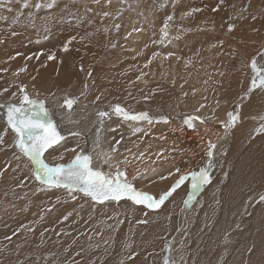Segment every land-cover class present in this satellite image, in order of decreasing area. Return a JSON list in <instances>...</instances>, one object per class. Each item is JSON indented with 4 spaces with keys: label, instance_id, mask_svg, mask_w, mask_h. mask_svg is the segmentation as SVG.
Segmentation results:
<instances>
[{
    "label": "rangeland",
    "instance_id": "rangeland-1",
    "mask_svg": "<svg viewBox=\"0 0 264 264\" xmlns=\"http://www.w3.org/2000/svg\"><path fill=\"white\" fill-rule=\"evenodd\" d=\"M254 2L257 11L260 14H264V0H254ZM25 3H27V7L23 6ZM37 3L41 4L39 9L35 7ZM49 3H52V0H0V69L4 59L7 61V58H9V61L4 63L3 66L9 65L12 61V58L15 59L16 55L21 56L22 60L26 59V56H43V53L46 52L54 55L55 59H57L56 48L52 43H47V41L43 42V46H45H42L43 48L41 49H37L36 52L35 50H32L31 47H29L28 41L24 42V40L22 41V39H19V37L11 39V37H13V32L16 33L17 30L20 31L21 27L19 26L24 27L22 30L25 33V36H23V39H25L26 36H28L29 31L32 30L31 27H36L33 26L32 21H30L32 18L39 16L38 21H45L46 19L53 17L52 9H57L56 14L59 17H63L62 14L67 11L73 14V21L70 24L71 28H75L76 26L77 28H80L81 25H83V28L81 29L88 28V31H90L91 29L89 24H91V26L94 28V31L96 30L102 39V44L98 51V61H92L91 64L83 70L85 75L82 81L88 84L89 87H93L94 90L91 92H81L77 96L78 99L86 100L87 97L93 94L95 95L94 101L97 102L98 100L96 98L99 96H96V94L103 95L100 89L97 90V86L95 84V73L91 68L93 64L105 65L113 68L114 70L120 69L121 67L127 68L130 74H135L133 70H130L132 65L135 66V68L141 72L144 78L143 81H147L149 83L150 87L147 89L144 87L149 91L148 95H151L153 92L164 91V94H166L173 91L177 98L181 97L186 99L190 92V90L187 89L190 88L193 89L190 99L193 97H199L204 99L203 101H208V103L216 101L222 103L223 105L229 106L234 103L231 102L230 99L232 93L230 92L229 86H240L239 90L234 94L235 99L238 100L243 97H247V99L244 101V103L234 106L228 112L233 113V115L238 113V121L235 122L234 127H227V133L223 137L220 136L215 140L214 144L216 145V148L213 149V156H205L202 161L203 165L209 161L213 165L210 168L207 166L204 168L209 172L210 182L202 184L199 191L195 193V198L191 200L188 205H185L184 201L188 198V193L192 190L191 176L189 175L188 179H186L184 183L176 190L177 207H175L176 210L174 209L172 211V215H174L175 218L171 219L173 228H170V224L165 227L167 228L166 232H164V229L158 231V239L155 241V235H153L150 242H148L149 246L146 244L144 239L138 237L140 240L138 241L137 245V249L139 248L138 250H140V252H144L143 258L138 264H165L166 261H168L169 264H218L217 252L211 248L210 243L206 240H203L200 235H198L197 240L193 241L192 232L196 230L195 227L197 225V229L204 231L208 225L210 226L209 222H214V220L217 221V219L212 215L208 218V215H210L209 211L220 210L224 207V201L220 196L226 189L224 186L232 171L231 160L229 157L232 146L230 145L229 139L232 137L233 133L235 131H243L248 129L246 130V135L248 137L242 134L238 138L239 144L242 147L248 145V143L250 144L255 138L264 134V131H257L258 129H261L262 125H264V119H262V117H264V90L257 88L251 93L248 92L250 87V76L252 75L249 64L252 58L258 52V49L261 47L258 44V46L255 47L258 49L248 48L244 44L246 39L244 40L240 39L239 37H234L227 34L226 32L229 24L233 25L230 17L231 15L249 16L252 8H249L248 5H241V0H222V2L221 0H108L107 5L104 4L106 7L103 8H101L102 6H95V4L99 5L98 3H102L100 0H55V3L51 8L46 7V5ZM61 4L67 7L59 9L58 6ZM171 4L177 5V21L180 20L182 22L179 26L177 25L176 29L178 36V38L176 36L177 45L173 44L171 48L172 52L177 54L175 58H179V63L177 64V81L173 76H169L170 73L175 71L174 69H170L168 67V71L163 69L161 72L160 69L157 70V68L150 62L151 57L157 53L161 40L159 37V28L156 16L161 22V25L162 20L165 18L164 14L171 17L172 15L174 16L171 11H161V8L167 9L166 5L169 6ZM77 6L83 11V13H80V18L76 17L75 15L76 11L74 9L77 8ZM244 6L247 9H245ZM217 7H221V9H218ZM193 9H199V11H193ZM214 9L216 10L214 11ZM204 11L207 12L208 15L205 14ZM105 13H107V15H105ZM185 13L186 15L183 18L179 17ZM190 16L194 18L193 22L189 24L188 21L191 20ZM205 16H209L210 18L207 20L205 19ZM139 17L145 18L147 20L148 28H146L145 31L148 32L149 36L152 38L150 40L152 42V46L149 49H144L143 53L137 52V54L132 55L131 48L133 46V41L131 36L132 34L139 31L135 27V22ZM55 18H57V16H55L53 19ZM263 19L264 18L261 17V25H259L260 27L252 26V31L260 29V33L256 35L258 39L256 41H252V45H255L258 41L264 40V24L262 23ZM131 20L133 21V27L128 31H124L123 24H125V22L128 23ZM62 21L63 18L59 22L52 23L51 25L50 23H46L43 25V27L52 30L54 27H56L57 30H60L58 23L60 24ZM78 23L80 25H78ZM195 24H198L199 29L193 27ZM48 25H50V27ZM188 26L190 27L188 28ZM235 26L239 31L240 22L236 23ZM186 29L189 30L186 31L185 34L184 31ZM196 30L199 32L196 33V38H194V32ZM199 33H201L202 36L198 37ZM198 38L204 40V43L198 40ZM196 39L197 42L194 43ZM220 40L222 41L221 44ZM94 44L98 49V43L94 42ZM192 47H195L194 50L196 54L194 55L190 53V49ZM261 52L262 51H260V53ZM141 54H143V56L138 58ZM78 60L80 61V59ZM260 60L262 62L263 59L258 57L259 63H261ZM10 72H12V75L14 74V70ZM160 72L162 75L159 74ZM52 74L53 71L49 72V75ZM80 83L81 78H71L64 86L59 88L61 91H63L62 96L68 91L71 92V90L79 86ZM21 87L23 86H19L18 89H21ZM5 88L6 90L9 89L8 95H12L14 89L7 87L3 83H0V90ZM24 90L26 89L24 88ZM22 95L23 94L21 93L20 99L22 98ZM145 95L146 94L140 90H136L134 93L131 92L122 94L124 97H129L130 101L132 100L131 105L135 106L138 104V102H141L142 97L145 100ZM251 100L260 103L262 106L260 112L249 114L243 109L244 106ZM119 105L121 106L122 104L119 103ZM105 106L106 105L103 103L99 109L102 110ZM153 108L159 110L157 107L153 106ZM194 108L195 110H184L183 106L178 103H174L172 108L170 105V110L166 108H161L160 110L177 113L182 111L185 112L184 115L188 114L190 116H194L197 115L198 106L196 105ZM93 110H95V108H93L91 111ZM148 111L149 110L147 109V111L145 110L144 112ZM83 112L84 111H82L81 114H83ZM76 113L77 112L72 111L70 115L74 116L73 120L84 121L86 119L85 117H81V115L78 116ZM97 113L98 111L92 112V115ZM228 113L226 117L227 122L229 120ZM55 115L58 119L61 118L59 114ZM202 117L206 118L207 121H210L213 119V112H206ZM249 121H252V125L249 123V126L247 127L246 125H248L247 122ZM156 123L157 122H154L152 125H156ZM59 125H63V121L60 119ZM6 126L4 124V127ZM93 128L94 135L96 136L95 139L98 143V149L107 150L113 156H120L122 153L127 151L132 152V157L129 158L127 163L132 161V159H135V161L139 160L144 153H150L158 146L156 139H149L147 137L145 132L147 126L141 127L140 131L137 132L125 130L119 125L116 131L110 132L109 137H107L104 133V127L103 124H101V120L96 122ZM208 128L212 129L213 123H211ZM218 128L219 127H217V129ZM8 130L11 132L9 128ZM162 130L164 131L165 129L162 128ZM2 132L3 131L0 130V135ZM74 133H79V135L71 136L70 133H65L63 135L65 139L53 149H49V151L44 154V160L47 163L53 165L56 163L63 164L64 161H60L59 157L60 153L65 150L64 146L67 142L73 140V143L71 142L68 144L69 148L74 146H78L79 148L80 143H83L87 140H93L91 135H89L88 139L86 140L84 134L82 135L80 132ZM124 135H126L125 138H123ZM171 141L172 144L175 145V140L173 139ZM4 142L7 143V148L4 147L3 150L2 144H0V152L5 151L4 153L0 154V162L4 160V155L7 156V159H11L15 162V181L11 185V189H15V202L20 201L21 203L23 201L22 205L20 204L18 207L15 206V220H22V222L25 223L29 221V216L22 211L23 207H26L27 211L32 210L34 212H38L33 217L34 222L38 224L37 233L33 229L23 231L24 228H21L19 233L36 234L35 236L38 237L37 240L42 241L43 233L51 232L53 234L52 237L58 235V240L57 244H53L50 239L46 241L44 240L45 244L41 246L36 242L19 243L15 250L10 253L11 259L4 261L3 264H27V262L30 264L127 263V259L131 256V248H133V246L136 244L133 234L137 231L143 232L144 230V224L138 225L135 223L137 217L134 219L135 222H132L131 218H128L127 206H138V214L140 215L138 216V220H144L141 218V216L152 209L149 210V208L146 206L137 205L133 202L131 204L129 201L123 199L119 202L105 201L100 203L93 201L90 197L83 198V196L76 192L71 193V195L68 192H65V196L62 197H59L56 193H50L52 189H55V187H48L47 185V187H44V184L42 185L40 182H38L33 174V166L30 164V161H28V159L24 157L17 148L14 150V146L10 145V138L4 139ZM233 144L234 143H232V145ZM182 145V143H179L178 148H181L180 146ZM94 148L95 147L93 144L91 149ZM114 148L116 151H113ZM147 149L148 152H146ZM183 151L184 149H182V151L181 149L180 151L177 150V155L181 153L180 156H183ZM161 152L162 153L159 155L160 159L163 157L166 160L169 156V153L164 146L161 147ZM83 154H88V152ZM17 157H19V159H17ZM151 157H154V163L152 164ZM147 158L148 159H145L143 162H141V165H145L146 168L143 169L141 167L139 168L138 166H135V168H130V166L126 163V172L132 175L131 184H133L138 191L150 193L157 199L159 198V195L162 194V192L166 191L172 179L177 180L181 175L189 174L193 171L198 172L203 167L202 164H196V166L191 169L187 170L186 167H184L179 172H175L174 169L177 168H173L172 163L164 161V163L161 164L163 167V172L157 173L156 169L158 166L155 156H148ZM1 163L0 182H3V180L6 177H10L11 174L7 169L4 170V175L2 174L4 166ZM65 164H67V162ZM162 177L163 179L168 180L169 184L165 188H162L161 192H159L154 189V186L159 185L158 180H162ZM4 188L5 185L0 186V190L4 191ZM13 190L11 192H14ZM228 190L231 191L230 188ZM43 191L46 192L45 195L38 194ZM25 194L27 195L28 200L23 199ZM6 195L8 194L4 192L5 197ZM261 195H264V183L253 196L255 199H253L252 202L248 200L245 203L248 206L251 205L253 208L257 203H259L261 208L264 209V202H259ZM2 198L3 196L0 194V205ZM9 199L11 201L13 200V198L10 196ZM59 199H63L65 202L58 203L57 201ZM48 205L51 208L46 210ZM64 206H66V208H64ZM163 206L156 210H161ZM39 207H41V209H38ZM236 207L244 209L242 210V213H234L233 215V217L236 215V217L241 216L232 226L233 233L238 238H240L243 236V231H245V234H247L246 232L248 231V228L246 227L247 225L245 226L243 223V217H245V213L246 217H248V213L250 214V211L248 210V207H240V204H237ZM166 208L168 209L167 206ZM93 209L94 211H97L95 216H92L91 214ZM64 211L65 213L62 215V212ZM243 211H245V213ZM87 212L88 215H86ZM110 213H112V215L109 216ZM169 215L171 217V214ZM79 216H82V221L78 222L77 224L76 220H78L77 217L79 218ZM65 217H67L69 221H63L65 220ZM98 217L101 222H95L98 220ZM210 218L212 220H210ZM259 218L263 219L264 217L259 215ZM207 219L209 220V224L206 223ZM25 223L23 224V227H25ZM72 224L75 225L76 234L72 236L66 235L67 233L65 231L68 230V228L70 229ZM108 225L110 226V229L105 228L108 227ZM62 229H65L64 234L66 236H64V234H60L62 233ZM71 229L74 230L73 228ZM173 232H179V235H177L175 241L173 240ZM141 235L142 234L140 233V236ZM25 236L26 235L24 234H20L19 238L23 239ZM228 240L233 239L231 237H226V239L221 242L222 244H219L222 250L220 256L222 254H226V251L228 250L227 248L229 246H233L231 241ZM220 241L218 242L220 243ZM69 244L71 245V248L68 247ZM159 247L161 249H159ZM232 248L233 250L237 249V247ZM169 251H171V254L168 258ZM133 253L134 252H132V254ZM250 255L256 259L261 257L264 258L263 253H251ZM133 257L134 256L131 258L133 259ZM143 260L144 262H142ZM220 260L228 261L225 258H220Z\"/></svg>",
    "mask_w": 264,
    "mask_h": 264
},
{
    "label": "bare ground",
    "instance_id": "bare-ground-1",
    "mask_svg": "<svg viewBox=\"0 0 264 264\" xmlns=\"http://www.w3.org/2000/svg\"><path fill=\"white\" fill-rule=\"evenodd\" d=\"M100 1L103 4L98 3L99 5L95 4V6L97 7L102 6L101 8L106 7L105 5H107L108 0H100ZM241 5H248L249 8H252L251 11L249 10L250 15L249 14H248L249 16L231 15L230 17L234 25V29L231 32L227 29L226 32L227 34L232 35L234 37H239L240 39H244V40L246 39V42L244 44L248 48L258 49L255 47H257L259 44L261 48L258 49V52L260 53V51L264 50V40L258 41L255 45L251 44L252 41H256L258 39L256 35L260 33V29H256L255 31H252L253 30L252 26L260 27L259 26L261 25L260 19L261 17L264 18V14H260L257 11V9L255 8L254 0H241ZM166 6L167 9L161 8V11H171L174 14V16L172 15V19L168 20L166 17H168L169 15L164 14L165 18L162 20V25L161 22L158 20V17L156 16L158 21L159 37L161 40H160V47L157 50V53L151 57L150 62L152 63V65H154L157 68V70L160 69L161 72L163 71V69L167 70L168 67L170 69H174L175 71L170 73L169 76H173L177 81V64L179 63V58L178 57L177 59L175 58L177 54L172 52L171 48L173 44L177 45L178 36L176 29H177V25L179 26L182 22L180 20L177 21V5L171 4L169 6L168 5ZM64 7L67 6H64L63 4L58 6L59 9H62ZM218 9H221V7H219ZM245 9L247 8L245 7ZM74 10L76 11L75 14L76 17L80 18L81 16L80 13H83L81 8L77 6V8H75ZM52 11H53L52 13L53 17L48 18L45 21L44 20L38 21L39 16H36V18H32L30 20L32 21V25L36 27H31L32 30L29 31L28 36H26L25 39H23V36H25V33L22 30L24 28L23 26H19L21 27L20 31L17 30L16 33H14L12 30L13 37H11V39L15 37H19V39H22V41L24 40V42L28 41L29 47H31V49L35 51L45 46V45L43 46V42L47 41V43L48 42L52 43L53 46L56 48L57 59H55L54 55L46 52L43 53V56L42 55L38 57L26 56V59H22V60H21V56L16 55L15 59L12 58V61L9 65L3 66L4 63H7V61H9V58H7V61L6 59H4L0 69V83H3L7 87L14 89V92H12V95H8L9 89L7 90L6 88L1 89L0 105H2L3 102H11V103L19 104L21 101L20 99L21 91L20 89H18V87L22 85L23 88L26 89L25 92L28 94V96L31 99H41L45 102V106L49 110L51 118L54 120L55 125L57 126V130L60 132L61 135H64L65 133L80 132L82 135L83 134L85 135L84 137L86 140L88 139V136L91 135L93 140L92 141L87 140L83 143H80L79 148L78 146L69 148L68 144L71 142L73 143L74 142L73 140L65 144L64 146L65 150L62 153H60V156L61 155L63 156V159H60V161H64L63 164H65L66 162L67 163L70 162L74 158V156L77 153H79V151L81 154L88 152V154L92 158L93 168L100 169L106 174H114L117 167L121 171L126 172V168H127L126 163L129 160V158L132 157L131 151L124 152L120 156H113L109 151L104 149L100 150L97 148L98 143L97 140L95 139L96 136L94 135L93 127L96 122H99L101 120V118L97 114L92 115V112L95 111L100 112L103 111L104 109H105L104 111L109 113V115L102 118L104 133L106 134L107 137H109L110 132L116 131L119 125L125 130H132V131H134L137 128L140 129L143 126H147L145 131L147 137L149 139H156V143L158 144V146L154 148L150 153H144L139 160L135 161V159H132V161L128 162L127 164L130 166V168H135V166H138L139 168L141 167L143 169L146 168L145 165H141V162H143V160L145 159H148L147 158L148 156H155L158 166L156 169L157 173L163 172V167L161 164H163L164 161L172 163L173 168H180V170L184 167H186V169L188 170L196 166V164H202L203 159L205 158V156H207L209 142L214 144L215 140L218 137L220 136L223 137L227 133V127L225 126L227 124L226 121L227 113L231 110V108L237 106L238 104L244 103V101L247 99V97H243L238 100L235 99L234 94L239 90L240 86L238 87H235L234 85L229 86L230 92L232 93L230 99L231 102H234L232 105L229 106L223 105L222 103L216 101L212 103H208V101H203L204 99H201L199 97H193L190 99L193 93V89H190L188 87L187 90H190V92L188 91L189 95L186 97V99H183L181 97L177 98V96L174 95L173 91L171 93L168 92L166 94H164L165 93L164 91L153 92L151 95H148L149 91L146 89L150 87L149 83L147 81H143L144 78L141 72L138 71L135 68V66L132 65L130 70L131 71L133 70L136 75L130 74L127 68L121 67L120 69L114 70L113 68L105 65L93 64L91 68L94 70L95 73L94 75L95 84L97 86V90L100 89L103 95L96 94V96L100 97V100H98L97 102L94 101L95 95L93 94L86 98L87 101L85 99L84 100L78 99V103L75 104L71 112H69L66 107L64 108L60 107L66 95L72 98H77V96L81 92H86V91L91 92L94 90L93 87H89L88 84L82 81L85 75L83 70L87 68V66L90 65L92 61H98V51L101 47L102 39L100 37V34L96 30L94 31V28L91 26V24H89L91 29L90 31H88V28L81 29L83 28V25H81L80 28H77V26L75 28H71L70 24L73 21V14L69 13L68 11L62 14L63 17H59L56 14L57 9L55 10L52 9ZM204 13L208 15L207 12L204 11ZM185 15L186 13L180 15L179 17L183 18ZM55 16H57V18L53 19ZM254 16L256 17L255 19H253ZM62 18L63 21L60 24L58 23V27L60 28V30H57L56 27H54L53 30L43 27V25L46 23H50V25L52 23H57ZM193 18L194 17L190 16L191 20L188 21L189 24L193 22ZM209 18L210 17L208 16L205 19L208 20ZM238 22H240L239 31L235 26L236 23ZM165 23H167L168 25L167 28H164ZM50 25L48 26L50 27ZM78 25L80 24L78 23ZM123 25H124L123 30L128 31L133 27V21L131 20L128 23L125 22V24ZM190 26H188V28ZM135 27L139 31L137 33L132 34L131 36V39L133 41V46L131 48L132 55L137 54V52L143 53L144 49H149L152 46V42L150 41L152 38L149 36V33L145 31V29L148 28L147 20L145 18L139 17L135 22ZM193 27L199 29L198 24L197 25L195 24ZM162 29L164 32H167V36H164V34L162 33ZM188 30L189 29H186L184 33L186 34V31ZM197 32L199 31L196 30L194 32L195 33L194 38H196ZM199 36H202V34L199 33L198 37ZM198 40L204 43V40H201V38H198ZM69 41L71 42L69 43ZM94 42L98 43V49L95 46ZM196 42L197 39L194 43ZM221 43L222 41L220 40V44ZM65 45H67V51H65ZM258 52L255 54L254 57H257ZM169 53H171V55H169ZM51 55L54 58L49 60L48 57ZM142 56L143 54L139 55L138 58H141ZM78 59H80L81 62ZM261 64H264V59L262 60ZM13 70H14L13 72L14 74L12 75V72L10 71ZM51 71H53V74L49 75V72ZM161 72L159 74H161ZM252 75L250 76V81ZM74 77L81 78V83L79 84V86L72 89L71 92L68 91L66 94L62 96L63 91H61L59 88L64 86L71 78ZM136 90H140L141 92H144L146 95H145V100L142 97L141 102H138V104L135 106V105H131L132 100L130 101L129 97H124L122 96V94L131 93V92L134 93ZM103 103L106 106L102 110H100L99 108ZM119 103L122 104L121 106L126 111L132 114L141 113L144 112L145 110L147 111L148 109L149 111L146 113H148L150 117L154 118L153 122L148 123L146 120H142V121L123 120L121 116L117 115L113 111V106ZM174 103L176 104L178 103L181 106H183L184 110H195L194 107L197 105L198 106L197 115L194 116L201 117L205 122L200 123L198 120L193 121L194 128L190 129L187 127V125H184L182 123V121L187 116L190 115L188 114L184 115L185 112L182 111L180 113H177V112H166L164 110H160L161 108L162 109L166 108L170 110V105L172 108V105ZM201 105H203V107H201ZM153 106L157 107L159 110L154 109ZM93 108H95V110L91 111ZM243 109L249 114H254L260 112L262 106L260 105L259 102L251 100L244 106ZM4 111H7L6 108H0V113ZM72 111L77 112L76 114L78 116L81 115V117H85L86 119L84 121L73 120L74 116H70ZM82 111H84L83 114H81ZM206 112H213L212 120L207 121L206 118L202 117L203 114ZM55 114H59L61 116V118L59 119L63 121V125L61 126L59 125V119L56 117ZM161 117H166L167 122L165 123L162 119H160ZM154 122H157L156 125H152ZM3 123L5 124V126L7 125L3 117H1L0 130L3 131L1 135L4 136V139L10 138L11 139L10 145L14 146V139L16 138L15 133H13L10 128L9 129L11 132L7 130V132L5 133L4 130L6 128L8 129L7 127L8 125L4 127ZM211 123H213L212 129L208 128V126L211 125ZM247 123H248V125H246L247 127L249 126V123L250 125H252L251 124L252 121H249ZM217 127L219 128L217 129ZM162 128H164L165 130L163 131ZM246 130L248 129H245L243 131H235L232 137L229 139L230 145L232 146L230 149L231 153L229 154L232 165V171L224 186V188L226 189L222 192V195L220 196L221 199L224 201V207L221 208L220 210H215V211L210 210L209 211L210 215H208V218L212 215L217 219V221L214 220V222H209V220L207 219L206 223L207 224L210 223V226L208 225V227L204 231H201L197 229L198 226L197 225L195 227L196 230L192 232L193 241L197 240L198 235H200L203 240H206L210 243L211 248L217 252L218 264H264L263 257L256 259L251 257L250 255L251 253H258V254L263 253L264 256V252H262L264 251V246H263L264 218L263 219L259 218V215L264 217V209L261 208L259 203H257L254 208L251 207V205L248 206L245 203L248 200L252 202V200L255 199L253 196L256 194V191L260 189V186L262 187V184L264 183V134L255 138L250 144L248 143V145L242 147L239 144L238 138L242 134L248 137L246 135L247 133ZM125 137L126 135L123 136V138ZM173 139L175 140L174 141L175 145L172 144L171 140ZM179 143L183 144L182 146H180L181 148H178ZM232 143L234 144L232 145ZM93 144L95 148L91 149ZM6 146L7 143L4 142L2 144V149L4 150V147L7 148ZM163 146L165 147V149H167V152L169 153V156L166 159L167 161L163 157H161L160 159L159 156L164 151L163 150L161 152V147ZM15 148L16 147L14 146V150ZM72 149H75V151H72ZM180 149L181 151L182 149H184L183 151L184 153L182 152L183 156H180L181 153L180 154L178 153L179 155H177V150L180 151ZM146 152H148V149L146 150ZM109 157H111V159H109ZM151 159H152L151 161L152 164L154 163V157H151ZM105 161H107V163H105ZM202 166H203L202 168H205V166L210 168L213 165L209 161L205 165L202 164ZM174 171L176 172V169H174ZM126 174L128 181L131 183L132 175L127 172ZM175 181L176 180L172 179L171 183L169 184L168 180L165 179L158 180L159 185H155L154 189L161 192V189L165 188L169 184L168 188L166 189L167 191L173 185V183H175ZM43 186L47 187L46 185ZM228 186L231 189V191L228 190L229 189ZM65 192H67V190H65L64 188L55 187V189H52L50 193H56L58 194L59 197H62L65 196L64 195ZM76 193H79L81 196H83V198L87 197L82 192L76 191ZM38 194L45 195L46 192L43 191ZM57 202L62 203L65 201L63 199H59ZM237 204H240V207L242 208L248 207V210L250 211V214L248 213V217H246V213H245L246 210L243 211L245 213V217H243L244 218L243 223L245 224V226L247 225L246 227L248 228V231L246 232L247 234H245V231H243L242 232L243 236H241L240 238H238L233 233L232 230L233 229L232 226L235 224L238 218L241 217V216L236 217L237 216L236 214H235L236 216L233 217L234 213H242V210H244V209H240L239 207H236ZM163 205H166L168 209L166 208V206ZM163 205H162L163 208L158 211L149 209L152 212L149 211L145 213L143 216H141V218L144 220L141 219L138 220V216H140L138 214V210H139L138 206H133V205L127 206L128 218H131L132 222H135L134 219L137 217L135 223H137L138 225L144 224L143 226L144 230L143 232L137 231L133 234L136 240V244L133 246V248H131V251L134 253L132 254L131 252V256L127 259V263L124 262V264H138L140 260L143 258L144 252H140V250H138L139 248L137 249L138 241L140 240L139 238L144 239L146 244H148V242H150V240L152 239L153 235H155L154 237L155 241L158 239L159 236L157 234L158 231L164 229V232H166L167 228L165 227L167 225L171 224L170 228H173L171 219L175 218L174 215H172V211L175 209V207H177V191L174 192L173 195L169 197L166 203ZM48 208L50 209L51 207H49L48 205L46 207V210H49ZM65 211L62 212V215H64ZM24 213H26L30 219L25 225L26 229L24 228L23 231L33 229L37 233L38 224L34 222L33 217L38 212L28 210L25 211ZM169 214H171V217ZM86 215H88V212ZM6 216L9 217L8 215ZM210 220L212 219L210 218ZM63 221L67 222L69 220L65 219ZM12 223L13 222H11L10 224ZM7 224H9V221L7 222ZM71 228H73L74 230H72ZM64 231L65 229H62V233L60 234L63 235ZM65 232L67 233L66 235L69 236L75 235L76 234L75 225L72 224L70 226V229L68 228V230H66ZM140 233L142 234L141 236ZM178 233L177 232L174 233V237H173L174 241L176 240L177 235H179ZM20 234L28 235V233H17L16 238L17 237L19 238ZM35 235L36 234H34V236ZM66 235L64 234V236ZM52 236L53 234L51 232L43 233L42 241H38L37 240L38 237L35 236L33 238V242L34 243L36 242L41 246L45 244L46 240L50 239L53 244H57L58 235L54 237ZM226 237H231L234 240V241L233 240H228V241H231V243L233 244L232 247H237V249L233 250V248L229 246L227 248L228 250L226 251V254H222L220 256L222 250L219 244H222L221 242L225 240ZM218 241H220V243ZM68 247L71 248V245L69 244ZM159 249L161 248L159 247ZM170 254L171 251H169L168 253V258ZM132 256H134L133 259L131 258ZM220 258L223 259L225 258L228 261L220 260ZM142 262H144V260Z\"/></svg>",
    "mask_w": 264,
    "mask_h": 264
},
{
    "label": "snow or ice",
    "instance_id": "snow-or-ice-1",
    "mask_svg": "<svg viewBox=\"0 0 264 264\" xmlns=\"http://www.w3.org/2000/svg\"><path fill=\"white\" fill-rule=\"evenodd\" d=\"M222 2V0H221ZM55 0L52 3L46 5V7H53ZM27 7V3L23 5ZM37 9L41 7V4L35 5ZM216 9H214L215 11ZM193 11H199V9H193ZM107 15V13H105ZM256 17L254 16L253 19ZM171 20L172 17L167 18ZM168 25L165 23L164 28ZM234 29V25L229 24L228 30L231 32ZM164 36H167V32H164ZM71 41H69L70 43ZM65 51H67V45H65ZM171 55V53H169ZM260 59H264V51L258 54ZM258 57H253L250 61L249 67L253 73L250 81V87L248 92L259 88L264 90V64L258 62ZM53 56H49L48 59H53ZM23 70V69H21ZM22 95L19 104L7 103L0 105V108H6V117L8 128L15 133L14 146L19 152L28 159L33 165V174L35 178L48 187L64 188L69 194L79 191L85 196L90 197L93 201L103 203L105 201H117L127 199L137 205H144L149 209H159L165 201L173 195L174 192L191 176V191L188 193V198L184 201L185 205H188L191 200L195 198V193L199 191L202 184L210 182V176L207 169H200L198 172L193 171L189 174L181 175L179 179L173 183V185L162 194L159 198L153 197L150 193L138 191L133 184L127 179L125 171H121L118 167L114 174H106L100 169L92 167V158L89 154L77 153L74 158L67 164L56 163L49 164L44 160V154L53 149L56 145L60 144L65 139L63 135L57 130L54 120L51 118L49 110L45 106V102L42 100L31 99L25 92L24 88L20 89ZM97 100L100 98L97 97ZM78 103V98H72L65 96L63 103L60 107H66L69 112L73 109V106ZM203 107V105H201ZM113 111L121 116L123 120L128 121H142L146 120L148 123L153 122V117H150L148 113L141 112L132 114L126 111L119 104L113 106ZM101 117V124L103 123V117L109 115L106 111H100L97 113ZM229 120L226 127H234L235 122L239 119V114L233 115L228 113ZM165 123L166 117H161ZM264 119V117H262ZM199 121L204 123L205 121L199 116H188L182 123L187 125L188 128H194L193 121ZM7 128L4 130L7 132ZM134 131H140L139 128ZM264 131V125L261 129ZM71 135H79V133H70ZM4 143V136L0 135V144ZM118 143V142H117ZM216 145L209 142L207 156H213V149ZM75 151V149H72ZM113 151H116L114 148ZM63 159L61 155L59 157ZM19 159V157H17ZM111 159V157H109ZM107 163V161H105ZM211 163V162H210ZM180 169L177 168L176 172ZM163 179V177H162ZM75 198V197H73ZM264 202V195L260 196V201ZM67 219V217H65ZM165 264H169L168 261Z\"/></svg>",
    "mask_w": 264,
    "mask_h": 264
},
{
    "label": "crops",
    "instance_id": "crops-1",
    "mask_svg": "<svg viewBox=\"0 0 264 264\" xmlns=\"http://www.w3.org/2000/svg\"><path fill=\"white\" fill-rule=\"evenodd\" d=\"M262 23L264 24V19L262 20ZM194 49H195V47H192L190 49V53L193 54V55L196 54V52H195ZM3 152H0V154H2ZM1 162L0 163L4 166V169L2 170L3 171L2 174L4 175V170L5 169H7L8 172L11 174L10 177H6L3 180V182L2 181L0 182V186L1 185H5L4 191L3 190H0V194H2V196H3V198L1 199V205H0V216H1L0 217V223L3 224V225L0 224V249H2V250H0V264H3L4 261H8V260L11 259L10 258V253H12L15 250L16 246L19 245V243H23V242H32V243H34L33 242L34 234H31L30 233V235L29 234L26 235L25 238H23V239L22 238L21 239L20 238H16V235H17V233H19L20 229L21 228L22 229L25 228V227H23V224L25 222H22V220H15L14 219V217H15V212L14 211L16 210L15 209V206L18 207L20 204L22 205V202L23 201L21 203H20V201L19 202H15V189L14 190L11 189V185L15 181V162L13 160H11V159H7V156H5V155H4V160L1 161ZM12 190L14 192H11ZM4 192L8 194V195H6V197L4 196ZM9 196L11 198H13L12 201L9 199ZM23 199L24 200L25 199L28 200L26 194H25V197ZM123 200H127V199H123ZM127 201H129L132 204V201H130V200H127ZM32 205H33V203H32ZM64 208H66V206H64ZM38 209H41V207H39ZM94 209H95V207H94ZM94 209L91 212L92 216H95L96 213H97V211L96 210L94 211ZM17 210H19V209H17ZM22 211L24 213L25 211H27V208L26 207H23ZM7 213H9V214H7ZM6 215H8L9 217H11V216H13V217L9 218ZM110 215H112V213H110L109 216ZM81 218H82V216L81 217L79 216V218L77 217V219H78V220H76L77 224H78V222H81L82 221ZM8 221H9V224H7ZM11 222H13L12 223L13 225L10 224ZM95 222H101V220H99V217H98V220H96ZM105 228L106 229H110V226L108 225V227H105ZM5 234H6V236H5ZM113 236H115V235H113ZM27 264H30V263L27 262Z\"/></svg>",
    "mask_w": 264,
    "mask_h": 264
},
{
    "label": "water",
    "instance_id": "water-1",
    "mask_svg": "<svg viewBox=\"0 0 264 264\" xmlns=\"http://www.w3.org/2000/svg\"><path fill=\"white\" fill-rule=\"evenodd\" d=\"M34 100H41V99H34ZM42 101H43V100H42ZM7 103H11V102H3L2 105L7 104ZM6 110H7V109H6ZM50 116H51V115H50ZM1 117H4V121L6 122V120H7V117H6V111L0 113V118H1ZM6 124H7V122H6Z\"/></svg>",
    "mask_w": 264,
    "mask_h": 264
},
{
    "label": "flooded vegetation",
    "instance_id": "flooded-vegetation-1",
    "mask_svg": "<svg viewBox=\"0 0 264 264\" xmlns=\"http://www.w3.org/2000/svg\"><path fill=\"white\" fill-rule=\"evenodd\" d=\"M3 119H4V117H3ZM15 140V139H14Z\"/></svg>",
    "mask_w": 264,
    "mask_h": 264
}]
</instances>
